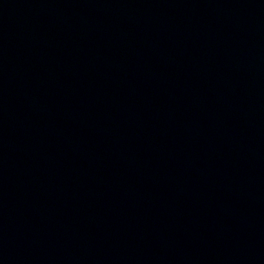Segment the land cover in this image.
<instances>
[{
    "label": "water",
    "instance_id": "obj_1",
    "mask_svg": "<svg viewBox=\"0 0 264 264\" xmlns=\"http://www.w3.org/2000/svg\"><path fill=\"white\" fill-rule=\"evenodd\" d=\"M0 264H264V0H0Z\"/></svg>",
    "mask_w": 264,
    "mask_h": 264
}]
</instances>
